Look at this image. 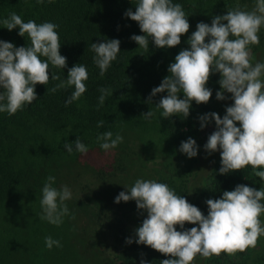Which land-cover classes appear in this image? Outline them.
Instances as JSON below:
<instances>
[{"label":"clouds","instance_id":"obj_1","mask_svg":"<svg viewBox=\"0 0 264 264\" xmlns=\"http://www.w3.org/2000/svg\"><path fill=\"white\" fill-rule=\"evenodd\" d=\"M44 2L36 0L37 4ZM124 15L138 22L144 34H133L130 39L145 52L149 50L150 40L158 48L179 45L181 36L190 28L188 14L180 3H173V0H137L136 10L128 9ZM0 23L9 31L18 26V35L25 37L27 34L30 40V44L20 47L0 40V113L12 116L22 111L26 104L38 99L36 84L47 85L50 79L60 81L47 89L52 93L61 88H74L65 106L86 92L88 70L84 64L77 63L69 68L66 80H60L57 74L49 75L50 64L60 69L67 67V57L59 51L58 24L50 21L38 24L35 20L25 22L15 12ZM262 26L264 0H255L250 11L237 6L227 9L226 14L215 15L211 24L198 22L187 41L190 48L182 49L175 56V62L168 67L169 75L152 89L147 102H151L157 93L166 91L167 95L156 104L163 110L161 116L170 118L182 114L183 118H187L193 101L196 104L209 102L212 90L206 84L213 73H219L220 90L216 92V99H228L225 96L227 92L231 93L233 103L226 106L223 117L216 112L199 116L201 129L211 120L216 125L204 148L209 154L220 151V174L242 170L250 165L254 175L264 181V170L255 171L264 169V79H261L264 62L253 63L250 47L259 45L258 33ZM90 49L95 53L93 62L103 77L120 52V40L92 43ZM41 57L47 59L42 60ZM99 91V106H103L106 97L113 91L108 88H100ZM181 92L183 98L179 96ZM141 115L150 120L155 113L149 110ZM103 124V120L98 121L97 127ZM96 139L103 150L116 148L124 140L120 133L114 137L111 131L98 134ZM73 145L77 152L86 154L88 151V147L77 137L74 142L64 144L69 154L74 150ZM179 150L189 158L196 157V140L189 137L182 141ZM55 181L56 178L49 175L41 189L40 219L59 226L65 216L75 219V215L70 214L66 204L72 198L71 189L67 185L58 189L53 186ZM126 188L128 191H121L115 202L135 200L138 209L147 211L146 218L135 229L138 237L135 242L170 257L161 260L160 264H192L197 255L205 259L221 253L232 256L249 248L255 249L259 238L264 236V221L261 220L264 215V186L257 190L238 184L234 190H225L218 199H207V215L184 196L177 195L166 183L137 178L131 187ZM185 223L198 226L185 228ZM44 241L49 250L53 246L62 247L61 242L51 236H46ZM132 242L131 237L126 238V243ZM140 264L149 262L142 259Z\"/></svg>","mask_w":264,"mask_h":264},{"label":"trees","instance_id":"obj_2","mask_svg":"<svg viewBox=\"0 0 264 264\" xmlns=\"http://www.w3.org/2000/svg\"><path fill=\"white\" fill-rule=\"evenodd\" d=\"M136 3L137 0H52L51 3L45 0L43 4H37L36 0H0V20L15 12L25 22L35 20L39 24L50 21L59 25V51L67 57V67L60 69L50 64V76L51 73L57 74L60 80H66L68 69L77 63L84 64L88 70L86 92L67 106L65 102L74 88H61L52 93L47 89L60 81L50 79L47 85L36 84L38 99L32 104H26L22 111H17L12 116L6 112L0 113V209L9 208L13 200L17 202L21 198L40 194L45 183L44 177H48L50 173L55 175L56 166H62L80 153L75 151L73 145L74 150L69 154L64 147L65 142H74L79 137L88 148H95L100 146L96 139L98 134L111 131L115 137L116 133L126 129L153 128L169 136L178 148L189 137L196 140L198 155L176 194L184 196L204 215L208 214L205 203L207 199H218L225 190H234L238 184L251 187L254 170L250 165L242 170L220 174V151L209 154L204 148L209 135L216 130V125L211 120L201 129L199 116L216 112L223 117L226 106L233 103L231 93L227 92L225 96L228 99H216V92L220 90L219 73H213L206 84L212 90L209 102L196 104L193 101L187 118H183L182 114L170 118L161 116L163 110L157 108L156 104L161 97L167 95L166 91L157 93L151 98V102H147L152 89L158 87L163 78L169 75L168 67L175 62V56L182 49L190 48L187 41L196 30L197 23L203 21L211 24L215 15L226 14L227 11L222 8L223 3L219 0H173V3H180L188 14L189 31L181 36L179 45L171 48L155 47L150 40L148 52L130 39L133 34L144 33L138 22L124 15L128 9L134 12ZM18 32V26L9 31L0 23V40L11 42L16 47L30 44L27 34L22 37ZM110 39L120 40V52L101 77L99 68L93 62L95 53L90 45ZM261 44H264V35L260 38L259 45ZM259 45L250 47L257 51ZM100 88L113 91L112 95L106 97L103 106H99ZM179 96L183 98V93ZM149 110L155 116L146 120L141 114ZM101 120L104 121L103 126L97 127ZM259 170L262 169L255 171ZM200 178L206 188L198 186L197 179ZM79 206L87 208L89 204L81 201ZM13 218L17 220L16 216ZM37 218L36 211L32 213V220L20 225L18 232L13 234V238L11 236L12 241H6L0 246V264L12 260L14 253L8 248L13 247V244H16V250L22 251L24 261L21 264L43 261V251L36 250L38 239L44 233ZM111 218L110 210L95 205L91 216H87L86 231L96 233V228L90 226L94 221L100 232L99 228L104 227ZM196 226L198 225L185 223V228ZM176 227L178 231L181 230L178 225ZM129 236L126 233V237ZM117 251L125 264H140L142 259L149 264H160L161 260L170 258L135 241L121 246ZM245 252H237L232 256L221 253L204 259L208 264H241L237 256Z\"/></svg>","mask_w":264,"mask_h":264},{"label":"rangeland","instance_id":"obj_3","mask_svg":"<svg viewBox=\"0 0 264 264\" xmlns=\"http://www.w3.org/2000/svg\"><path fill=\"white\" fill-rule=\"evenodd\" d=\"M219 1L223 3L222 8L225 11L237 6L250 11L255 4V0ZM258 35L263 37L264 26ZM259 46L257 51L251 48L253 63L264 62V44ZM261 79H264V76ZM237 126L239 127V122ZM120 134L124 140L116 148H88L86 154L79 153L62 166H56L55 175L49 174L56 178L54 187L59 189L62 185H67L71 189L72 198L66 201V204L75 219L65 216L64 222L59 226L41 220L42 192L21 198L17 202L13 200L9 208L0 209V246L10 241L20 225L30 222L32 213L37 211V220L44 233L38 239L36 250L43 251L44 259L36 264H125L117 250L123 245H128L126 238L131 237L133 241L138 239L135 229L142 224L147 211L138 209L135 200L116 203L115 197L121 191L127 192L126 186L131 187L137 178L166 183L177 193L196 157L189 158L180 152V148L175 146L169 136L153 128L126 129ZM46 178L44 177V182ZM197 182L200 188L204 187L201 178L197 179ZM250 183L251 187L257 190L264 186V181L255 175ZM81 201H87L90 207L81 208ZM95 205L110 210L112 218L107 220L104 227L99 228L100 232L93 221L90 226L96 228V233L87 232L86 219L91 216ZM13 216H16L17 220ZM261 220L264 221V215ZM126 233L130 236L126 237ZM46 236L59 240L62 247L53 246L49 250L45 246ZM13 245L8 248L14 253L12 260L3 264L23 263L22 251L16 250V244ZM237 259L241 264H264V236L259 238L255 249L249 248L244 254H239ZM193 264L208 263L202 256L197 255Z\"/></svg>","mask_w":264,"mask_h":264}]
</instances>
